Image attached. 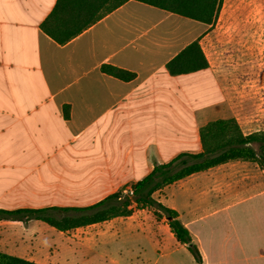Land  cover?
Segmentation results:
<instances>
[{"label": "crops", "instance_id": "0c3cea01", "mask_svg": "<svg viewBox=\"0 0 264 264\" xmlns=\"http://www.w3.org/2000/svg\"><path fill=\"white\" fill-rule=\"evenodd\" d=\"M57 1L0 0V209L91 206L157 163L202 152L200 128L224 105L227 66L208 55L211 25L129 0L59 44L42 29ZM198 39L209 67L170 74L168 62ZM259 60L264 76L262 49ZM154 197L179 213L202 262L172 232L157 257L154 227L122 228L151 242L135 264H264V169L256 163L228 162ZM42 223L1 220L0 251L34 261Z\"/></svg>", "mask_w": 264, "mask_h": 264}, {"label": "trees", "instance_id": "16d2710c", "mask_svg": "<svg viewBox=\"0 0 264 264\" xmlns=\"http://www.w3.org/2000/svg\"><path fill=\"white\" fill-rule=\"evenodd\" d=\"M129 0H58L42 24L43 31L59 44H65L97 23ZM169 12L203 22L212 27L219 19L224 0H138ZM200 40L183 49L167 64L172 75L196 72L209 67ZM102 71L124 81L135 78L126 70L103 65ZM202 152L182 153L171 161L157 163L153 171L138 182L125 185L88 207H47L39 209H0V221L38 220L60 231L103 223L119 217H129L134 209H154L157 218L165 217L176 240L187 246L197 263L200 251L190 231L179 219V213L158 201L154 194L193 174L208 171L233 161L256 163L264 169V131L244 133L236 118H220L200 128ZM0 264H39L0 251Z\"/></svg>", "mask_w": 264, "mask_h": 264}, {"label": "rangeland", "instance_id": "374dc122", "mask_svg": "<svg viewBox=\"0 0 264 264\" xmlns=\"http://www.w3.org/2000/svg\"><path fill=\"white\" fill-rule=\"evenodd\" d=\"M210 31L214 49L208 55L218 66H227L226 73L222 68L226 96L219 117L236 118L246 134L264 131V76L260 75L259 65L260 50H264V0H224L219 19ZM42 224L44 239L37 240L31 258L44 264H110L103 257L107 251L116 253L119 264H135L138 254L147 257L151 242L136 233H122V228L154 227L157 257L160 247L171 238L168 220L157 218L155 210L148 208L134 209L129 218L64 233ZM177 248L180 245L173 240V249Z\"/></svg>", "mask_w": 264, "mask_h": 264}]
</instances>
